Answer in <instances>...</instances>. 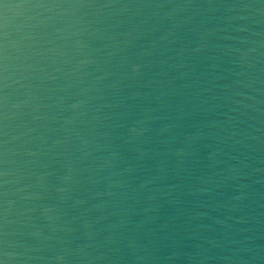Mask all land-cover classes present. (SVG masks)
I'll use <instances>...</instances> for the list:
<instances>
[{"label":"water","instance_id":"water-1","mask_svg":"<svg viewBox=\"0 0 264 264\" xmlns=\"http://www.w3.org/2000/svg\"><path fill=\"white\" fill-rule=\"evenodd\" d=\"M0 259L264 264V0H2Z\"/></svg>","mask_w":264,"mask_h":264},{"label":"clouds","instance_id":"clouds-1","mask_svg":"<svg viewBox=\"0 0 264 264\" xmlns=\"http://www.w3.org/2000/svg\"><path fill=\"white\" fill-rule=\"evenodd\" d=\"M0 264H5V261L3 259H0Z\"/></svg>","mask_w":264,"mask_h":264},{"label":"snow or ice","instance_id":"snow-or-ice-1","mask_svg":"<svg viewBox=\"0 0 264 264\" xmlns=\"http://www.w3.org/2000/svg\"><path fill=\"white\" fill-rule=\"evenodd\" d=\"M0 2H2V0H0Z\"/></svg>","mask_w":264,"mask_h":264}]
</instances>
